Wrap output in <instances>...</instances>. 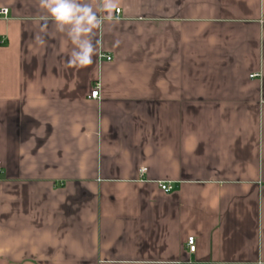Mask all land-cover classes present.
I'll use <instances>...</instances> for the list:
<instances>
[{
    "label": "crops",
    "instance_id": "0c3cea01",
    "mask_svg": "<svg viewBox=\"0 0 264 264\" xmlns=\"http://www.w3.org/2000/svg\"><path fill=\"white\" fill-rule=\"evenodd\" d=\"M0 10V264H264V0H120L84 68Z\"/></svg>",
    "mask_w": 264,
    "mask_h": 264
},
{
    "label": "clouds",
    "instance_id": "9594fccd",
    "mask_svg": "<svg viewBox=\"0 0 264 264\" xmlns=\"http://www.w3.org/2000/svg\"><path fill=\"white\" fill-rule=\"evenodd\" d=\"M119 4L120 0H95V4L92 0H38L39 9L45 14L39 17L40 31L35 41L41 46L45 44L51 21L56 31L66 33L74 45L67 60L68 67L90 66L97 52L96 30L105 22H113Z\"/></svg>",
    "mask_w": 264,
    "mask_h": 264
},
{
    "label": "built area",
    "instance_id": "2783aa9c",
    "mask_svg": "<svg viewBox=\"0 0 264 264\" xmlns=\"http://www.w3.org/2000/svg\"><path fill=\"white\" fill-rule=\"evenodd\" d=\"M116 14H119V10L116 11ZM6 16H7V10H0V19L4 18ZM103 57H101V58H103ZM106 60L110 61V58H106ZM258 76H259L258 74H255V75H251L250 78L254 79V78H257ZM98 95H99V91H98V86L96 85L90 93V98L96 99L98 97ZM140 173L141 174L145 173V169H141ZM0 175H1V165H0ZM160 188L164 193H169L172 190V187L170 185H167V184L161 185ZM186 247H187L188 251L191 253H193L195 251V239H194V237H188L187 238Z\"/></svg>",
    "mask_w": 264,
    "mask_h": 264
}]
</instances>
